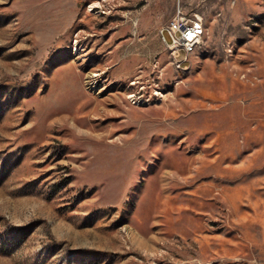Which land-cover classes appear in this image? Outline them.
<instances>
[{
    "label": "rangeland",
    "instance_id": "rangeland-1",
    "mask_svg": "<svg viewBox=\"0 0 264 264\" xmlns=\"http://www.w3.org/2000/svg\"><path fill=\"white\" fill-rule=\"evenodd\" d=\"M0 264H264V0H0Z\"/></svg>",
    "mask_w": 264,
    "mask_h": 264
},
{
    "label": "built area",
    "instance_id": "built-area-1",
    "mask_svg": "<svg viewBox=\"0 0 264 264\" xmlns=\"http://www.w3.org/2000/svg\"><path fill=\"white\" fill-rule=\"evenodd\" d=\"M203 33L201 19H186L180 12L177 18L165 27L160 35L163 43L173 52V61L178 63L179 51L188 54L190 48L198 45ZM167 36V37H166ZM181 63V62H180ZM178 68H180L178 66Z\"/></svg>",
    "mask_w": 264,
    "mask_h": 264
},
{
    "label": "bare ground",
    "instance_id": "bare-ground-1",
    "mask_svg": "<svg viewBox=\"0 0 264 264\" xmlns=\"http://www.w3.org/2000/svg\"><path fill=\"white\" fill-rule=\"evenodd\" d=\"M93 7H94V6H92V9H93ZM96 7H97V6H96ZM90 12H91V11H90ZM194 47H195V46H194ZM194 47H191V48H190V52L192 51V49H193ZM77 50H78V49H77ZM110 99H111V98H110ZM129 99H130V98H129ZM106 101H107V99H106ZM103 103H104V102H103ZM96 104H97V103H96ZM96 104H95V105H96ZM95 105H94V106H95ZM99 105H101V104L99 103ZM100 109H101V108H100ZM100 109H99V110H100ZM101 110H102V109H101ZM117 110L120 111V108H117ZM103 111H104L103 113H105V115H107V116H109L110 113H111L112 115L115 113L114 110H107V109H106V110H103ZM65 117L67 118V116H64L63 118H65ZM102 117H103V116H102ZM59 120H61V118H60ZM94 120H95V119H94ZM64 121H65V120H64ZM59 122H60V121H59ZM62 122H63V121H62ZM70 125H71V124H70ZM72 126H73V125H72ZM74 128H75V125H74ZM156 128H157V126H156ZM86 132H87V131H86ZM88 134H89V133H88ZM95 135H96V134H95ZM101 135H102V134H101ZM87 136H88V135H87ZM89 137H90V136H89ZM96 137H97V136H96ZM102 137H103V135H102ZM91 138H92V137H91ZM100 139H101V137H100Z\"/></svg>",
    "mask_w": 264,
    "mask_h": 264
}]
</instances>
